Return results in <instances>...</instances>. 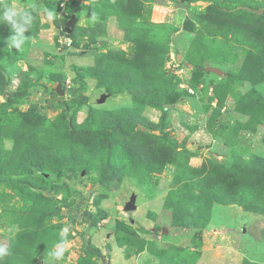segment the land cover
<instances>
[{"label": "rangeland", "instance_id": "obj_1", "mask_svg": "<svg viewBox=\"0 0 264 264\" xmlns=\"http://www.w3.org/2000/svg\"><path fill=\"white\" fill-rule=\"evenodd\" d=\"M6 1L36 5L39 22L20 49L8 47L12 31L0 29V172L8 181L0 182V244L35 230L41 218L37 230L56 243L68 229L66 251L52 260L48 253L56 243L41 241L33 264H264L263 214L237 204L193 202L177 189L179 179L192 182L186 163L199 167L210 159L234 171L239 157L264 158V55L227 20L249 22L245 13L264 0H217L227 10L246 5L220 16L222 36L199 30L196 14L208 0L141 1L139 16L117 7L125 0ZM44 9L53 12L51 19ZM71 21L72 31L64 32ZM98 26L103 29L88 45ZM133 38L146 40L162 66L141 72L111 63L97 77L104 72L112 83L177 93L174 103L134 110L128 91L98 86L89 68L106 52H129ZM131 109L135 120L140 115L160 124L153 132L176 146L177 162L153 172L121 145H84L68 134L70 116L80 126L90 113L96 125L101 115ZM242 193L248 202L264 200V191ZM132 196L135 208L126 211Z\"/></svg>", "mask_w": 264, "mask_h": 264}, {"label": "trees", "instance_id": "obj_2", "mask_svg": "<svg viewBox=\"0 0 264 264\" xmlns=\"http://www.w3.org/2000/svg\"><path fill=\"white\" fill-rule=\"evenodd\" d=\"M141 1L149 0H125L123 3L117 1L119 3L117 7L127 9L129 12H135L134 15L139 16L138 9L140 8ZM4 4H10V2L0 0V10H2ZM104 6H106L104 8L114 7L108 4ZM245 7V4L238 3L233 8H228L227 10L217 0H208V5L204 10L196 14L199 30L209 35L222 36L223 30L220 29L219 21L223 20V18L220 16L226 11H231L236 8L244 9ZM255 10L256 12L249 10V12L245 13L250 20L249 22L233 21L234 18L231 20L227 18L228 25L230 24L229 27L234 26V30L244 29L250 37L247 45L261 52L259 54L264 55V4ZM34 15L36 18L33 24L39 22L38 14L34 13ZM0 29L12 31L6 23H0ZM102 29V26L94 28L97 33L93 31L90 33L88 45L96 42V36ZM25 35L28 37L27 41H30L32 38L31 33L28 31ZM132 40V49L129 52H106L92 68H89L91 69L90 71L96 73L93 77L97 80L98 86L104 88L109 93H116L123 90L128 91L134 104V110L139 106H151L162 109L164 105L174 103L178 98L177 93L162 91L161 93L163 94L160 96L159 89L151 91V89L142 86L138 82L123 85L112 83L107 80L108 75L106 76L104 72L102 73V76H104L103 79L99 76L97 77L98 74H101L98 70L102 71L106 69L111 63H120L134 70H140L141 72L148 66L155 68L162 66L163 62L159 55L156 53L153 54V48L146 40L137 38H133ZM158 78L166 82L172 80V77L161 76V74ZM163 96L166 97L164 101L162 100ZM133 109L131 111L127 110V113L116 111L115 113H108V115H101L98 117L96 125H93V119H91L92 115L90 113L85 119L86 124L80 126H76L72 116H70L67 123L68 134L76 143L84 145H92L95 143L107 147L113 144L121 145L132 152L136 160L143 162L153 172H160L167 163L177 162L180 151L172 143L162 141L160 136L153 132L159 129L160 124L147 120L140 115L135 120L134 117L137 116V113ZM138 123L146 130L138 128ZM31 138V147L37 150L36 141L33 139V136ZM33 151L35 150L29 148L28 154L31 155ZM238 159L240 167L235 166L234 171L225 169L222 165L210 159H205L199 167H194L186 163L183 169L187 174V178L192 182L190 183L188 180L181 181L179 179L178 191L193 202H201L203 204H212L213 202L237 204L244 211L264 215V200L258 202L255 200L257 197H255L253 199L254 201L250 200L248 202V200L243 198L242 193L243 190H248L249 188L256 190L257 194L260 191H264V158H255V161L251 162L240 157ZM238 167L240 169H237ZM0 182H8L3 178L1 172ZM193 186L197 187L194 188ZM32 218L37 220L36 215H33ZM41 222L42 219L39 218L36 222L35 230H21L17 234L16 241L9 245L10 255L3 257L0 260V264H33V256L35 253L33 250H35V247L39 249L43 247L41 241L47 240L45 245L48 246H53L57 242V240H53L49 235H41L42 231L37 230L41 227ZM94 249L95 252L93 255L101 256L100 250L98 248ZM241 264L251 263L244 259Z\"/></svg>", "mask_w": 264, "mask_h": 264}, {"label": "clouds", "instance_id": "obj_3", "mask_svg": "<svg viewBox=\"0 0 264 264\" xmlns=\"http://www.w3.org/2000/svg\"><path fill=\"white\" fill-rule=\"evenodd\" d=\"M47 17L51 19L53 12L48 9H44ZM37 12L36 5H32L28 8H19L15 4H4L2 10H0V23H6L10 26L12 34L7 38V46L20 49L28 37L25 35L26 32L30 31L34 20V13ZM13 233V229L8 230ZM68 229L65 228L61 231L60 241L56 243L53 249L48 253L49 257L53 260H61L64 257L66 251L65 243ZM10 255V248L7 244H0V260L3 257Z\"/></svg>", "mask_w": 264, "mask_h": 264}, {"label": "water", "instance_id": "obj_4", "mask_svg": "<svg viewBox=\"0 0 264 264\" xmlns=\"http://www.w3.org/2000/svg\"><path fill=\"white\" fill-rule=\"evenodd\" d=\"M51 26H53V24L51 23ZM72 26H73V21L65 24L62 28V30L66 33H70L72 31ZM213 72L217 73V74H221V71L216 69V68H212L211 69ZM56 92L58 94H63V91L60 89V85L58 84L56 87ZM135 208L134 206V197L132 196L129 200V202L126 203L125 205V210L126 211H131Z\"/></svg>", "mask_w": 264, "mask_h": 264}, {"label": "built area", "instance_id": "obj_5", "mask_svg": "<svg viewBox=\"0 0 264 264\" xmlns=\"http://www.w3.org/2000/svg\"><path fill=\"white\" fill-rule=\"evenodd\" d=\"M59 41H61V40L59 39ZM64 43H66V44H70V39L67 38V37H65V38H64Z\"/></svg>", "mask_w": 264, "mask_h": 264}, {"label": "crops", "instance_id": "obj_6", "mask_svg": "<svg viewBox=\"0 0 264 264\" xmlns=\"http://www.w3.org/2000/svg\"><path fill=\"white\" fill-rule=\"evenodd\" d=\"M247 212V211H246Z\"/></svg>", "mask_w": 264, "mask_h": 264}]
</instances>
